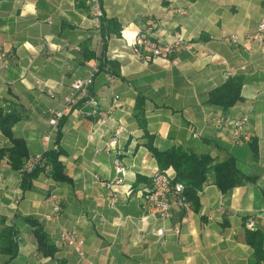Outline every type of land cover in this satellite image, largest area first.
Masks as SVG:
<instances>
[{"label": "crops", "instance_id": "crops-1", "mask_svg": "<svg viewBox=\"0 0 264 264\" xmlns=\"http://www.w3.org/2000/svg\"><path fill=\"white\" fill-rule=\"evenodd\" d=\"M100 7L120 23V35L103 38L86 0H0V65L7 55L0 67V116L12 118V136L24 141L28 157L60 152L66 178L57 182L40 172L25 188L10 161L13 145L0 129V264H249L254 250L245 242L246 223L264 233V56L245 38L264 19V1L100 0ZM143 31L162 45L181 34L185 45L173 56L178 65L137 54L132 44ZM233 34L241 37L238 44L225 41ZM65 44L70 48L56 51ZM100 60L117 61L120 78L100 71ZM96 64L91 96L105 111L119 98L106 126L100 132L96 119L72 108L52 131L51 112ZM233 77L244 80L242 101L227 110L209 104V94ZM139 97L144 127L135 109ZM242 118L236 143V130L219 122ZM119 126L125 131L117 147L102 151ZM150 146L208 154L216 162L232 158L255 181L223 194L211 174L196 203L185 196L190 206L183 207L173 196L164 221L142 199L160 169ZM115 159L126 173L113 191L106 183L116 178ZM54 188L62 206L57 223L48 220ZM32 222L53 255L39 248ZM61 227L77 230L84 257L59 244ZM161 228L164 235L157 236ZM9 229L15 233L12 258L13 249L4 245Z\"/></svg>", "mask_w": 264, "mask_h": 264}, {"label": "built area", "instance_id": "built-area-1", "mask_svg": "<svg viewBox=\"0 0 264 264\" xmlns=\"http://www.w3.org/2000/svg\"><path fill=\"white\" fill-rule=\"evenodd\" d=\"M86 1L88 2L91 13L99 22L103 16L100 7V0ZM178 12L182 15L186 14V11L183 9H179ZM240 40L241 37L236 34L227 36L225 38V41L231 44H238ZM245 40L249 43H253L258 50L263 52L264 56V19L261 20L258 24L257 30L254 33L246 36ZM183 45H185V41L179 33L175 34L171 43L162 45L157 41L153 40L150 31H143L138 33L134 37L132 48L137 54L143 56L147 62L157 59L177 66L178 61L177 59L173 58V56L175 55L177 50ZM69 48V44H65V46L62 47H56V51L61 52ZM6 59L7 55L2 53L0 65L1 68L7 66ZM97 73H99V67L96 64L88 77L76 80L72 84L69 93L65 97H63V99L58 103L57 108H55L51 112L49 125L52 128V131H55L59 127L60 122L66 117V115L72 108L76 109L77 113L82 116H89L96 119L97 130H99L100 132L102 131L101 129L106 126L110 115L118 106L119 98L116 97L113 99L112 105L108 110L105 111L100 108L99 101L92 97L90 94V88L94 83V78ZM108 80H110V78H108ZM36 84L37 86L41 87L43 85V82L38 79L36 81ZM1 91L2 89L0 86V93ZM49 94L52 95V92L50 91ZM245 121L246 118H242L237 120H231L228 123H226L225 121H220L219 123L224 125L227 124L234 128L238 134L235 142L239 143V137L242 135ZM124 131L125 128L123 126H119L114 136L110 139L108 143H106L105 149L103 148L102 151L109 152L111 149L117 147L119 143V138L122 136ZM93 134H95V132H93L92 135ZM49 141L50 135L46 136L45 138L46 143H48ZM45 153L36 154L34 156L28 157L24 161V164L20 169V173L25 176L32 174L36 170L40 169L45 174L51 176L52 166L46 159ZM114 168L116 172V178L112 182L106 183V186L113 191L115 186H118L122 183V177L126 173L125 169L123 168L118 159L114 160ZM184 192L185 185L181 182H174V175L170 172V170L159 169L157 170V172H155L151 179L150 188L146 190L142 195L143 204L146 209L153 210L161 220H169L171 217V198L173 196H177L180 206H190V204L186 201ZM47 201L52 207V214L48 217V220L57 223L62 215V206L55 188L50 190L49 195L47 197ZM115 202L116 198L113 196L111 198V203L114 205ZM246 227L250 231L257 230L253 221H248L246 223ZM164 232L165 230L163 228L158 229L156 231V235L163 236ZM176 232L178 233L179 231L176 230ZM140 239L143 240L144 236H140ZM59 244L73 249L80 257L85 256L84 242L78 234L77 230L75 229L61 227ZM93 264L102 263L97 262Z\"/></svg>", "mask_w": 264, "mask_h": 264}, {"label": "trees", "instance_id": "trees-1", "mask_svg": "<svg viewBox=\"0 0 264 264\" xmlns=\"http://www.w3.org/2000/svg\"><path fill=\"white\" fill-rule=\"evenodd\" d=\"M120 23L116 19H109L106 16L101 18V33L103 38L110 35L121 34ZM94 55L90 54L89 59H93ZM100 71H107L111 76L120 78V64L112 60H100ZM244 80L242 77L229 78L224 85L212 91L209 94L208 103L211 105L220 106L227 110L242 101V88ZM144 106V99L139 97L136 103V112L141 126L145 124L142 118V111ZM142 118V119H141ZM10 117L0 116V129L3 134L7 136L13 147L10 150V161L15 169H21L23 160L28 158V151L24 141L15 139L12 136ZM63 120L61 121V123ZM154 155L160 169L174 171V182H181L185 185V196L193 203L198 201V192L203 189V186L208 181L209 176L214 174L215 184L219 190L225 194L230 190L244 185L248 182L255 181L253 178L243 174L237 167L236 161L232 158L222 162L216 160L208 154H195L185 151L179 147L171 148L167 151H159L150 146L149 148ZM5 152L0 151V159L4 157ZM60 152L48 151L45 157L52 166V177L55 181H65L64 166L59 160ZM43 172L38 169L32 174L24 176V187L28 188L29 183L36 174ZM33 223V222H32ZM35 229V237L38 241L39 248L45 255H53L55 249L48 245V238L41 227L33 223ZM6 240L4 245L13 249L10 253L11 258L16 255V243L14 242L15 233L9 229L4 232ZM245 242L254 250L253 260L249 264H264V233L262 231L247 230L245 235Z\"/></svg>", "mask_w": 264, "mask_h": 264}]
</instances>
